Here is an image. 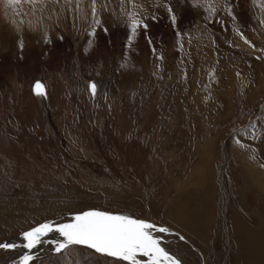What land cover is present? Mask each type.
Listing matches in <instances>:
<instances>
[{
    "label": "rangeland",
    "instance_id": "obj_1",
    "mask_svg": "<svg viewBox=\"0 0 264 264\" xmlns=\"http://www.w3.org/2000/svg\"><path fill=\"white\" fill-rule=\"evenodd\" d=\"M88 2L0 0V243L94 209L170 228L182 264H264V0ZM43 245L30 264H127Z\"/></svg>",
    "mask_w": 264,
    "mask_h": 264
},
{
    "label": "snow or ice",
    "instance_id": "obj_2",
    "mask_svg": "<svg viewBox=\"0 0 264 264\" xmlns=\"http://www.w3.org/2000/svg\"><path fill=\"white\" fill-rule=\"evenodd\" d=\"M170 19L175 22L169 8ZM231 14V13H229ZM145 27L143 22H133L129 26V43L138 28ZM94 35V33H93ZM241 38L250 46L251 42L241 34ZM90 90L95 93L96 86L90 82ZM34 94L44 97L46 90L41 83L34 86ZM239 143V141L237 142ZM264 167V165H262ZM56 233L62 240L48 239L49 234ZM172 235L171 229L156 225L140 218L123 214H112L99 210H87L75 213L64 223L45 221L22 233V244L0 243V249L23 247L26 251L13 264H30L34 259L33 249L42 244L55 246L57 252L69 245H83L97 253L125 261L127 264H182L164 246L165 238ZM180 240L185 238L176 233ZM146 258V259H145Z\"/></svg>",
    "mask_w": 264,
    "mask_h": 264
},
{
    "label": "bare ground",
    "instance_id": "obj_3",
    "mask_svg": "<svg viewBox=\"0 0 264 264\" xmlns=\"http://www.w3.org/2000/svg\"><path fill=\"white\" fill-rule=\"evenodd\" d=\"M98 4H100V6H102V5H107V6H109L110 4H112L115 0H95ZM113 1V2H112ZM4 3V2H3ZM89 4V2H88V0H81V4H80V9H84L85 7H87L86 5H88ZM4 6V5H3ZM74 6H76V5H74ZM99 6V7H100ZM112 6V5H111ZM99 7L98 6H96V8L97 9H99ZM87 9V8H86ZM96 9V10H97ZM95 10V9H94ZM3 11V7H2V5L0 6V12H2ZM49 11V10H48ZM100 12V11H99ZM37 13H39V12H37ZM2 14V13H1ZM34 14H36V13H33V12H30V15H31V18H30V15L29 16H27V19H28V17L30 18V20H29V22H31L32 23V20H34V18L32 17ZM84 14V13H83ZM36 17V16H35ZM28 21V20H27ZM35 21V20H34ZM41 22V21H40ZM40 22H39V24H40ZM37 24V23H36ZM35 24V25H36ZM41 25V24H40ZM177 214V213H176ZM176 214L174 215V216H176ZM178 215V214H177ZM238 216V215H237ZM177 218V217H176ZM180 218V217H179ZM257 218V217H256ZM235 222H237V221H235ZM234 222V223H235ZM242 227V226H241ZM233 232H235V234L236 235H241L242 234V232L244 233V235L245 234H250V232L249 231H247L246 229H241V228H238L237 226L236 227H234V229H233ZM237 236V237H238ZM59 236H57V238H58ZM242 237V236H241ZM254 237L255 238H257V240H258V236L255 234L254 235ZM255 238H251L252 240H255ZM262 237H260V239H261ZM56 240V239H55ZM239 240H240V238H239ZM262 240V239H261ZM238 241V240H237ZM242 241V240H241ZM255 242V241H254ZM241 243V242H240ZM256 244V243H255ZM237 245H239V244H237ZM242 245V244H241ZM252 245H254V244H252ZM257 245V246H256ZM255 245V247H253L254 248V250H253V254H254V256H252V260H255L256 259V261L253 263V264H255L256 262H257V258L256 257H258L259 256V251H260V243H258V244H256ZM250 246V245H249ZM247 247V246H246ZM42 248H47V250H50V249H54L55 248V246H53V245H49V244H44L43 245V247ZM41 248V249H42ZM243 248H244V246H243ZM245 249V248H244ZM262 250V249H261ZM252 252V251H251ZM34 253V252H33ZM251 255V254H250ZM242 256V258H243V255H241ZM261 256V255H260ZM247 257H249V256H247ZM18 258V256H14L13 258H10V262H13L15 259H17ZM251 258V257H250ZM245 259V258H244ZM245 262H249V260H247V261H245ZM250 263V262H249ZM7 264V263H6ZM247 264V263H246Z\"/></svg>",
    "mask_w": 264,
    "mask_h": 264
}]
</instances>
